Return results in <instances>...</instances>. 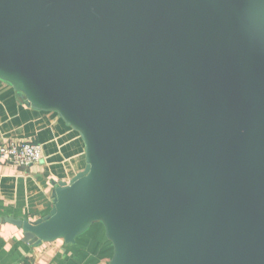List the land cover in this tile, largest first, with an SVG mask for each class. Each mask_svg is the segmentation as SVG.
Here are the masks:
<instances>
[{"label": "water", "instance_id": "obj_1", "mask_svg": "<svg viewBox=\"0 0 264 264\" xmlns=\"http://www.w3.org/2000/svg\"><path fill=\"white\" fill-rule=\"evenodd\" d=\"M0 79L86 145L49 215L0 217L25 242L264 264V0H0Z\"/></svg>", "mask_w": 264, "mask_h": 264}, {"label": "crops", "instance_id": "obj_2", "mask_svg": "<svg viewBox=\"0 0 264 264\" xmlns=\"http://www.w3.org/2000/svg\"><path fill=\"white\" fill-rule=\"evenodd\" d=\"M0 138L42 145V159L19 168L0 163V217L35 221L52 211V181L69 182L87 165L81 133L53 110L27 104L14 87L0 79ZM114 244L98 221L74 243L63 239L39 245L24 241L21 228L0 223V264H110Z\"/></svg>", "mask_w": 264, "mask_h": 264}, {"label": "built area", "instance_id": "obj_3", "mask_svg": "<svg viewBox=\"0 0 264 264\" xmlns=\"http://www.w3.org/2000/svg\"><path fill=\"white\" fill-rule=\"evenodd\" d=\"M42 145L33 141H7L0 138V163L28 168L42 159Z\"/></svg>", "mask_w": 264, "mask_h": 264}]
</instances>
